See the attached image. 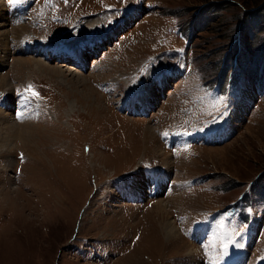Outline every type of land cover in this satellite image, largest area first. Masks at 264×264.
<instances>
[{
	"label": "rangeland",
	"instance_id": "374dc122",
	"mask_svg": "<svg viewBox=\"0 0 264 264\" xmlns=\"http://www.w3.org/2000/svg\"><path fill=\"white\" fill-rule=\"evenodd\" d=\"M13 1V45L113 34L84 67L5 42L0 112L25 132L0 139V264H264V0H19L22 26ZM155 173L171 188L147 196Z\"/></svg>",
	"mask_w": 264,
	"mask_h": 264
},
{
	"label": "bare ground",
	"instance_id": "6f19581e",
	"mask_svg": "<svg viewBox=\"0 0 264 264\" xmlns=\"http://www.w3.org/2000/svg\"><path fill=\"white\" fill-rule=\"evenodd\" d=\"M3 6H4V3H3ZM3 6L0 5V20H2L0 22L2 23V26H1L2 28L6 27L7 23H8V22H6V19H4V17H6L8 15V12H7V14L5 13V9ZM12 6H13V10H11V9L10 10L12 11V13H14V16H15L13 19V22L21 24L20 26H22L24 19L21 16V12L23 10L27 9L26 8L27 3L15 0L12 2ZM2 13L4 15H2ZM12 13H11V15H12ZM132 17H133V15L130 16L128 14H125L124 19L120 20L121 21L120 26L122 25V23L124 22L125 19H127L129 22V20ZM100 18L101 17L99 16V18L97 20L98 22L101 20ZM111 33L113 34V32H109V33L107 32V34L105 33L103 35L105 37V36L111 35ZM6 34H7L6 32L0 33V48H1V50H0V63H1V65L6 63V60H7L6 58H7V55L9 54V50L6 49L5 42L9 44V48L14 46V52L13 53H15V52H22L23 53V49H31L33 47L34 50L36 51V54H37V51L39 52V54H37V55L45 57V60H47V59L51 60L54 58V55H55V54L51 55V53L55 52L57 49L60 52H62L64 49V48L58 46L57 44H60L61 42L68 40V39H63L62 41H58V43H56V42L53 43V41H50L52 44H50V42L48 40H46L47 42L44 41V43H42V44L41 43H38V44H32L31 43L30 47L29 46L25 47V46H21L20 42H23V40L21 41V39L18 41L15 38L14 45H13V42L11 41L12 39H10V41L7 42L4 39V37H7ZM102 36L93 37L94 38L93 40H91L89 37H87V39H85L86 38L85 37V38H83V40H79L80 38L71 39V41H68L66 45L68 46V48H70L74 51L70 50L71 51L70 53L63 51L62 54H59V55H65V56H63V57L60 56L59 61H63L66 63L67 62L73 63V64H75L74 62H77V64L79 65L78 67H81V66L84 67L85 65H87L86 64L87 56H85L86 55L85 52L89 51L90 49H92L94 52H96L97 49L99 48V45H97V44L98 43L102 44L101 40L104 39ZM78 46H80V47L77 48ZM81 46L92 47V48L84 50V48H82ZM30 58H34V57H30ZM23 61H29V60H25L24 58H22L21 60L18 59V60H16V65H20V63H22ZM31 61H34V60H31ZM35 65H36L37 69H39L38 71H40V72L41 71L43 72V70H46V71L52 72L54 74L56 73V69L54 67H46L40 61L38 62V60L35 62ZM168 72L169 71H166V72L160 71L154 75L155 83H156L157 87H158L157 82L161 83L163 76H166V74ZM8 83L9 82L7 81L6 78L5 79L0 78V87L1 86H4V87L8 86ZM152 88H153L152 85H147V86L145 85L144 88H140V89H143L144 91L149 92ZM139 94H140V92H138V90L134 91V89H133V91H131V93H128L127 96H131L129 99V100H131L132 98H137L139 96ZM144 95H145V97L141 98L139 100L140 105L143 108H141V107L134 108V106H131L132 109L134 108L135 111H137V112H143L142 109L146 108V103H147V105L149 103L153 106V101H150L149 95L146 92H144ZM155 98H157V97H155ZM126 102H127L126 100L123 102L124 105L126 104ZM12 104H13V99L7 95L5 103H4V105L6 106L5 109H7V110H5V112H0V135H3V137L0 139L2 142L3 141L8 142L10 137L14 139L17 136H19V137L24 136L25 129L24 128H18V126L12 122V120L14 121L13 116H12V119L8 118V115H10V110L12 109V107H11ZM0 106H3L2 101H1ZM2 115H4V116H2ZM12 115H13V112H12ZM141 175H142V178L145 180V185H146L147 190H148L147 196H155L159 192L160 187L161 188L162 187L167 188V190L171 188L170 178H168L165 174L155 173L154 176L148 175V174L147 175L141 174ZM113 191L117 197L120 196L122 199H125L127 196L138 197L140 195L141 188H140V186L136 185V181L135 182L132 181L131 183H128V182L125 183L124 186L121 188L117 187L115 184ZM138 200L141 201L140 198H137V201ZM157 213L161 214L162 208L160 209V207H159ZM165 225L166 226L163 228L164 229L163 233L165 235V238L167 239L166 241L170 242V241L178 240L179 236H177V234L175 232L174 225L171 224L170 222L166 223ZM163 238H164V236H163Z\"/></svg>",
	"mask_w": 264,
	"mask_h": 264
},
{
	"label": "trees",
	"instance_id": "16d2710c",
	"mask_svg": "<svg viewBox=\"0 0 264 264\" xmlns=\"http://www.w3.org/2000/svg\"><path fill=\"white\" fill-rule=\"evenodd\" d=\"M255 11H258V10H252V12L251 13H253V12H255ZM251 13H249V14H251ZM196 20H197V18L196 19H194L192 22H191V26L193 27H196ZM238 32H240V28H239V30H238ZM237 41H238V37H237ZM236 41V42H237ZM234 46H231L229 49H230V51H233L234 50ZM234 52H236V49H235V51ZM240 55H241V50H238L236 53H235V59L233 60V61H236V63L239 61V58H240ZM228 59H230V56H229V58H227V60ZM226 60V59H225ZM225 60H223V63L222 64H224L225 63ZM228 63V62H227ZM232 64H233V62H232ZM236 66H237V64H236ZM236 66H235V68H236ZM228 67V66H227ZM235 68H233V66L231 65V68H230V70H231V74H229L231 77H232V74H233V72H234V70H235ZM224 72H225V69H223L222 71H221V76H223L224 75ZM228 76V75H227ZM227 76H226V78H227ZM218 83H220L221 84V82L219 81Z\"/></svg>",
	"mask_w": 264,
	"mask_h": 264
},
{
	"label": "snow or ice",
	"instance_id": "6c2138e0",
	"mask_svg": "<svg viewBox=\"0 0 264 264\" xmlns=\"http://www.w3.org/2000/svg\"><path fill=\"white\" fill-rule=\"evenodd\" d=\"M165 135H167V134H165Z\"/></svg>",
	"mask_w": 264,
	"mask_h": 264
}]
</instances>
